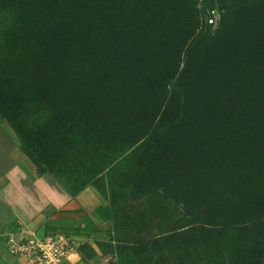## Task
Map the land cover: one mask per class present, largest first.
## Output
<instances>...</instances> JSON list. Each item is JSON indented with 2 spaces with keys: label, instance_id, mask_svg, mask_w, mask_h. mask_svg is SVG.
<instances>
[{
  "label": "trees",
  "instance_id": "16d2710c",
  "mask_svg": "<svg viewBox=\"0 0 264 264\" xmlns=\"http://www.w3.org/2000/svg\"><path fill=\"white\" fill-rule=\"evenodd\" d=\"M0 118L116 264H264V0H0Z\"/></svg>",
  "mask_w": 264,
  "mask_h": 264
},
{
  "label": "crops",
  "instance_id": "0c3cea01",
  "mask_svg": "<svg viewBox=\"0 0 264 264\" xmlns=\"http://www.w3.org/2000/svg\"><path fill=\"white\" fill-rule=\"evenodd\" d=\"M107 206L108 202L92 186L72 197L51 175L39 177L35 165L22 152L16 133L1 119L0 264H23L8 251L9 232L20 226L43 232L47 225L56 233L77 236L91 244L97 253L89 260H84L80 253L74 254L60 264H111V256H103L96 245V240L109 239L106 234L112 222L100 214ZM86 225L91 234L78 236L75 230L84 229Z\"/></svg>",
  "mask_w": 264,
  "mask_h": 264
},
{
  "label": "built area",
  "instance_id": "2783aa9c",
  "mask_svg": "<svg viewBox=\"0 0 264 264\" xmlns=\"http://www.w3.org/2000/svg\"><path fill=\"white\" fill-rule=\"evenodd\" d=\"M220 20L217 10H212L208 23L216 26ZM75 235L45 233V229L20 226L6 237L9 253L23 264H60L74 254L84 244Z\"/></svg>",
  "mask_w": 264,
  "mask_h": 264
},
{
  "label": "rangeland",
  "instance_id": "374dc122",
  "mask_svg": "<svg viewBox=\"0 0 264 264\" xmlns=\"http://www.w3.org/2000/svg\"><path fill=\"white\" fill-rule=\"evenodd\" d=\"M0 121H1V119H0ZM58 183V182H57ZM58 184H60V183H58ZM61 185V184H60ZM62 186V185H61ZM63 187V186H62ZM64 188V187H63ZM65 189V188H64ZM106 200V199H105ZM40 230V229H39ZM9 233H11V232H9ZM8 234V233H7ZM106 238H109V235H108V233L106 234ZM108 240V239H107ZM81 242L83 241L84 242V240H80ZM98 240H96V242H97ZM102 241V240H101ZM88 245H91V244H88ZM117 258L116 257H114V256H111V264H116V262H117V260H116ZM153 259H155V258H153Z\"/></svg>",
  "mask_w": 264,
  "mask_h": 264
}]
</instances>
